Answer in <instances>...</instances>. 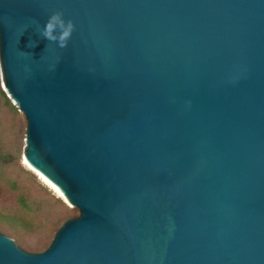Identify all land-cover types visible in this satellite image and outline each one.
Wrapping results in <instances>:
<instances>
[{
  "label": "water",
  "instance_id": "water-1",
  "mask_svg": "<svg viewBox=\"0 0 264 264\" xmlns=\"http://www.w3.org/2000/svg\"><path fill=\"white\" fill-rule=\"evenodd\" d=\"M0 74L78 211L0 264H264V0H0Z\"/></svg>",
  "mask_w": 264,
  "mask_h": 264
},
{
  "label": "rangeland",
  "instance_id": "rangeland-1",
  "mask_svg": "<svg viewBox=\"0 0 264 264\" xmlns=\"http://www.w3.org/2000/svg\"><path fill=\"white\" fill-rule=\"evenodd\" d=\"M25 126L0 74V233L33 253L46 249L59 226L78 211L24 162Z\"/></svg>",
  "mask_w": 264,
  "mask_h": 264
},
{
  "label": "clouds",
  "instance_id": "clouds-1",
  "mask_svg": "<svg viewBox=\"0 0 264 264\" xmlns=\"http://www.w3.org/2000/svg\"><path fill=\"white\" fill-rule=\"evenodd\" d=\"M76 29L73 20L65 17L62 10L51 12L42 29L39 30L38 36L49 42L54 43L58 48H65ZM35 47V42L31 44ZM190 103V102H189Z\"/></svg>",
  "mask_w": 264,
  "mask_h": 264
},
{
  "label": "bare ground",
  "instance_id": "bare-ground-1",
  "mask_svg": "<svg viewBox=\"0 0 264 264\" xmlns=\"http://www.w3.org/2000/svg\"><path fill=\"white\" fill-rule=\"evenodd\" d=\"M24 162L31 168L33 169L51 188H53L57 193L62 195L60 191H58L47 179H45L37 170H35L24 158ZM63 196V195H62ZM64 197V196H63ZM65 199V198H64ZM66 200V199H65Z\"/></svg>",
  "mask_w": 264,
  "mask_h": 264
}]
</instances>
